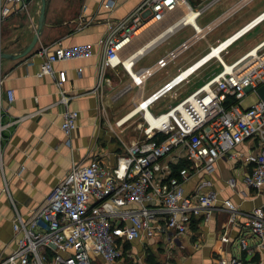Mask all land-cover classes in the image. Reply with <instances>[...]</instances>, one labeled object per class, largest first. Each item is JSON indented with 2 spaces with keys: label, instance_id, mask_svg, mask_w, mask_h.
Returning <instances> with one entry per match:
<instances>
[{
  "label": "built area",
  "instance_id": "2783aa9c",
  "mask_svg": "<svg viewBox=\"0 0 264 264\" xmlns=\"http://www.w3.org/2000/svg\"><path fill=\"white\" fill-rule=\"evenodd\" d=\"M30 1L0 0V22L13 10H27ZM214 1L219 0L197 6L191 0H143L126 17L107 21V32L98 42L104 49L103 66L114 69L122 65L136 85H143L198 40L206 38L213 25L201 27L197 21ZM181 7L184 11L179 22L190 24L195 35L153 66L134 71V60L127 67L130 57L124 53L135 37ZM191 14L199 27L187 22ZM263 20L264 12L238 33L244 36ZM89 22L82 19L79 26ZM146 25L144 31L137 33ZM93 54L91 43L64 46L56 41L41 46L36 52L42 59L38 75L52 76L57 85L63 87L66 73L58 72L55 63L90 58ZM219 61L222 70L211 74L201 86L163 112L154 113L151 106L188 83L197 71L182 77L183 69H180L142 99L133 109L140 108L133 116L139 114L142 119L143 137L124 142V150L115 165H106L98 156L84 164H73L28 217L17 213L13 221L15 248L7 256L0 252V264H98L99 259L114 264L123 258V247L128 241L143 243L158 239L172 249L182 246L193 219L201 216L208 222L214 212L229 213L231 221L245 217L250 235L264 239V205L245 212L231 199L220 198L218 190L193 194L185 190V184L194 173L201 170L213 173L217 162L224 158H244L251 167L242 182L249 188H264V101L258 98L255 103L244 105L246 97L257 95V89L264 85V38L228 63L229 69ZM7 92L12 102L14 91ZM126 116L116 124L123 125ZM78 118L76 110L63 112L61 129L69 140L78 127ZM247 141L256 144L254 150L240 152L238 146ZM183 161L188 165L175 171V165ZM227 185L234 189L236 179L229 178ZM246 236L239 240L241 249L249 248ZM222 240L228 242L229 236L224 234ZM218 264L246 263L232 257L223 258Z\"/></svg>",
  "mask_w": 264,
  "mask_h": 264
},
{
  "label": "crops",
  "instance_id": "0c3cea01",
  "mask_svg": "<svg viewBox=\"0 0 264 264\" xmlns=\"http://www.w3.org/2000/svg\"><path fill=\"white\" fill-rule=\"evenodd\" d=\"M142 1L47 0L46 25L32 52L19 59L0 60V252L4 256L15 248L13 221L17 213L24 218L28 217L43 203L73 164H84L93 156H98L106 165H115L117 157L124 150V142L129 143L125 134L129 121L121 126L116 122L132 111L142 99L173 78L180 69L194 62L179 65L174 75L168 76L158 85L150 83L157 73L167 70L188 49L140 86L136 85L122 65L114 69L103 66L104 49L98 42L107 32V21L126 17ZM191 1L198 6L211 0ZM223 1H214L198 18L197 23L210 9ZM255 1L237 0L216 18L204 25L199 24L201 27L213 25L205 39L230 21V29L226 30L224 38L220 39L223 33L216 38L217 44L263 13L264 8L252 14L255 7L250 12L242 13ZM40 9L41 0H31L27 10H13L0 22L1 53H19L31 43L38 27ZM183 11L182 7L179 8L158 25L163 29L168 28L169 24L171 26L179 21ZM82 19L90 22L80 27ZM263 25L264 20L251 32L262 26L264 33ZM154 27L143 32L140 37H135L124 53L126 56L131 54L138 57L135 59L134 71L153 66L172 50L165 49L166 44L185 29H190L192 33L182 42L195 35L190 24H180L171 34L169 30H162L140 44V38L150 33ZM163 37L165 38L162 39ZM263 38L264 34L260 39ZM56 41H61L64 46L81 43H91L94 46V54L90 58L55 63L58 72L66 73L63 87H59L52 76L38 75L42 59L36 55L37 50ZM210 45L213 44L208 42V49ZM162 48L165 53L156 60L148 58ZM143 49L145 52L149 50L145 53ZM139 51L143 53L141 56L138 55ZM186 84L177 87L151 108L154 110L168 97L175 99L177 91ZM126 88L130 90L125 91ZM10 89L14 91L12 102L9 101L7 92ZM66 109L79 112L78 127L70 140L61 129ZM255 146L253 141H247L240 144L238 150L247 153L254 150ZM183 163L188 165L184 161ZM250 167L244 158L221 159L213 173L204 170L194 173L185 184L186 193L215 189L219 191L220 198H229L241 210L249 212L264 205V188H249L242 182ZM229 178L236 179L234 189L227 185ZM229 220L231 218L227 212H214L208 222L201 216L195 217L182 246L178 248H169L158 239L143 243L138 240L128 241L123 247V258L114 264H218L221 259L232 257L240 258L246 264H264V239L259 240L250 235L245 217L239 216L231 222ZM224 234L229 236L228 242L222 240ZM245 234L249 248L241 249L239 240ZM183 251H186L185 256ZM98 264L108 263L99 259Z\"/></svg>",
  "mask_w": 264,
  "mask_h": 264
},
{
  "label": "rangeland",
  "instance_id": "374dc122",
  "mask_svg": "<svg viewBox=\"0 0 264 264\" xmlns=\"http://www.w3.org/2000/svg\"><path fill=\"white\" fill-rule=\"evenodd\" d=\"M237 0H224L220 4L216 5L212 9H210L201 20H199L200 25H204L206 22L216 18L219 14L224 12L228 6L236 2ZM255 7V9H254ZM264 8V0H256L252 5L248 6L242 13L250 12L252 10V14L259 12ZM241 13V14H242ZM253 16V15H252ZM230 21L225 22L219 28H217L208 39H202L198 41L194 46L191 47L185 54H183L174 64L170 65L167 70L161 71L157 73L151 80L150 83L158 85L162 83L168 76L174 75L177 71V67L179 65L189 63L195 61L187 68L183 69V74L188 73L192 68L194 71H197L194 74L189 82L180 88L177 91V97L172 99L170 97L163 99L153 110L154 113L163 112L167 109L168 105L176 104L180 99L187 96L190 92H192L195 88L200 86L205 79L211 74L222 70V64L219 60H222L226 66L228 63L234 62L241 55L246 53L249 49L253 47L256 42H259V39L264 34L263 27H259L254 32L243 37L240 36L239 31L227 37L225 40L216 44L215 40L217 37L221 35L220 39L224 38L226 30L230 29ZM264 26V25H263ZM154 27V26H153ZM151 28V27H149ZM148 30V29H147ZM164 30L163 27H160L158 24L156 27L150 30V33L145 34L140 38L138 42L142 44L144 41L150 39V37L154 36L158 32ZM192 32L190 29H185L181 33L175 35L166 45L167 50L173 49L176 45L186 39ZM142 34V33H141ZM140 34V35H141ZM243 37V38H241ZM262 40V39H260ZM208 42L213 44L212 48L208 49ZM235 43V44H234ZM216 44V45H215ZM164 49V50H165ZM227 49V50H226ZM163 48L161 50H156L148 58L151 60H156L159 56L163 55ZM209 50V51H208ZM226 50V51H225ZM206 64V65H205ZM202 67V68H201ZM203 81V82H202ZM180 91V92H179ZM176 95V94H175ZM258 101V97L255 94H250L244 100V105L249 106ZM164 105V106H163ZM134 109V108H133ZM132 109V110H133ZM142 119L139 116H135L132 120H130L126 124L125 134L128 139V142L131 143L133 141L140 140L142 136ZM196 237V236H194ZM186 251H183L182 254L185 256Z\"/></svg>",
  "mask_w": 264,
  "mask_h": 264
},
{
  "label": "water",
  "instance_id": "95a60500",
  "mask_svg": "<svg viewBox=\"0 0 264 264\" xmlns=\"http://www.w3.org/2000/svg\"><path fill=\"white\" fill-rule=\"evenodd\" d=\"M46 12H47V0H41V9H40V16L38 20V27L36 29L35 35L31 43L19 53L12 54V53H1L0 52V60L2 58L19 59V58L27 56L30 52H32V50L34 49V47L36 46L39 40V36L41 35L44 26L46 25ZM257 96L259 99L264 101V85L260 86L257 89Z\"/></svg>",
  "mask_w": 264,
  "mask_h": 264
},
{
  "label": "bare ground",
  "instance_id": "6f19581e",
  "mask_svg": "<svg viewBox=\"0 0 264 264\" xmlns=\"http://www.w3.org/2000/svg\"><path fill=\"white\" fill-rule=\"evenodd\" d=\"M176 21H177V20H176ZM187 22H188V23H193L195 26L199 27V25H198L197 23H195V21L193 20V14H191V15L188 16V18H187ZM173 23H175V22H173ZM182 23H183V22H179V21H177L175 24H173V25H171V26H170V24H169V27L166 28V29L164 28V30H165V31L169 30V33L171 34V33L174 32V31L177 29V27H178L180 24H182ZM147 27H148V25L142 27L140 30H138L137 33H141V32L144 31ZM201 32H202V31H201ZM158 33H159V32H158ZM158 33H157V34H158ZM155 35H156V34H155ZM155 35H154V36H155ZM137 37H140V36H137ZM165 37H166V36H165ZM165 37H163L162 39H164ZM151 38H152V37H151ZM151 38H150V39H151ZM162 39H161V40H162ZM161 40H159V41H161ZM159 41H157V43H158ZM157 43H156V44H157ZM151 48H152V47H151ZM151 48H150V49H151ZM148 50H149V49H148ZM148 50H147V51H148ZM143 51L145 52L144 49H143ZM147 51H146V52H147ZM146 52H145V53H146ZM131 53H132V52H131ZM145 53H144V54H145ZM142 54H143L142 51H139L138 55L141 56ZM127 57H130V60L126 62V66H127V67H130V62H131V61H134L135 59L138 58V57H137V58L134 57V55H131V54L128 55ZM221 61H222V60H221ZM223 63H224V62H223ZM225 66H226V65H225ZM226 68L229 69V64H228V66H226ZM193 72H194V69H193V68H192L188 73H184V74H183V71H182V77H185L186 75H188V74H190V73H193ZM179 92H180V91H179ZM176 94H177V93H176ZM163 106H164V105H163ZM138 109H140V108H138ZM138 109H136V110H138ZM136 110H133L132 112H129V114L124 118L123 123H127L129 120H131V119L134 117L133 115L136 114V112H137ZM131 117H132V118H131Z\"/></svg>",
  "mask_w": 264,
  "mask_h": 264
},
{
  "label": "trees",
  "instance_id": "16d2710c",
  "mask_svg": "<svg viewBox=\"0 0 264 264\" xmlns=\"http://www.w3.org/2000/svg\"><path fill=\"white\" fill-rule=\"evenodd\" d=\"M185 166V163H183V162H180L178 165H175V171H176V169H180V168H182V167H184Z\"/></svg>",
  "mask_w": 264,
  "mask_h": 264
}]
</instances>
